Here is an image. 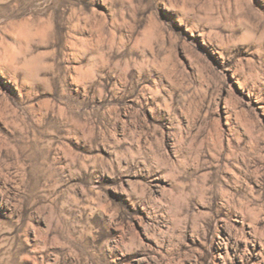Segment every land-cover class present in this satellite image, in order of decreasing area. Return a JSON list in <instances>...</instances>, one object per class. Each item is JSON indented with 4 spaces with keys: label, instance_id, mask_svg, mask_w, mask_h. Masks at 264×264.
Here are the masks:
<instances>
[{
    "label": "rangeland",
    "instance_id": "rangeland-1",
    "mask_svg": "<svg viewBox=\"0 0 264 264\" xmlns=\"http://www.w3.org/2000/svg\"><path fill=\"white\" fill-rule=\"evenodd\" d=\"M163 3L0 0V264H264V0Z\"/></svg>",
    "mask_w": 264,
    "mask_h": 264
},
{
    "label": "clouds",
    "instance_id": "clouds-1",
    "mask_svg": "<svg viewBox=\"0 0 264 264\" xmlns=\"http://www.w3.org/2000/svg\"><path fill=\"white\" fill-rule=\"evenodd\" d=\"M160 129H156V132H160ZM153 135H155L156 133L153 132ZM171 135V133H170ZM149 147H151V145H149ZM71 177V174H69ZM49 179H51V177H49ZM61 185L60 183H55L52 186H48L47 182H45V187H37L35 192L33 193V196L36 197L33 199V203H37V199L40 197H43L45 200H51V201H56L59 199V197L61 195H63V190L60 192H57V189H60ZM88 190L85 189V192H87ZM73 200H75V198H73ZM76 203H79V201H75ZM62 206V205H61ZM44 208H50L51 206L49 204H44L43 205Z\"/></svg>",
    "mask_w": 264,
    "mask_h": 264
},
{
    "label": "snow or ice",
    "instance_id": "snow-or-ice-1",
    "mask_svg": "<svg viewBox=\"0 0 264 264\" xmlns=\"http://www.w3.org/2000/svg\"><path fill=\"white\" fill-rule=\"evenodd\" d=\"M154 3L157 4L160 8L165 7L163 0H154Z\"/></svg>",
    "mask_w": 264,
    "mask_h": 264
}]
</instances>
